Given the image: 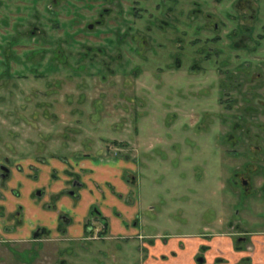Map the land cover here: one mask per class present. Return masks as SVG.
<instances>
[{"label": "rangeland", "instance_id": "1", "mask_svg": "<svg viewBox=\"0 0 264 264\" xmlns=\"http://www.w3.org/2000/svg\"><path fill=\"white\" fill-rule=\"evenodd\" d=\"M56 33L60 36V32ZM2 36L0 44L6 46L9 42ZM19 36L15 42L28 43ZM20 51L23 50L16 53L20 55ZM163 59L159 58V65L166 70ZM153 62L151 59L148 64ZM185 63L183 70H174L158 80H139L135 91L145 106L139 108L140 103L134 101L133 108L125 112L120 108L130 105L125 94L129 95L131 90L124 88V76L131 66H112L115 76L112 78L108 73L105 77L108 81L112 78L115 86L100 84L99 79L89 82L91 86L83 92L87 96L85 100L79 96L83 91L79 88L80 79L70 80L73 76L70 68L61 70L58 75L63 82L50 92L43 79L33 82L29 76H17L13 69L4 74L7 70L0 62V175L3 166L7 163L10 166V176L0 182V205L4 212L12 198L15 209L29 210L32 191L38 194L42 187L55 185L62 179L61 172H53L55 160L71 164L79 159L96 161L114 157L125 164L117 167L123 169L121 175L119 170H114L110 176L115 181L110 183L116 188V204L104 202L110 199L106 194L101 205L116 207L117 214H123L119 208L125 197L122 183L136 178L131 197L141 205L140 232L167 237L205 234L209 232L207 229H212V233L226 234L225 224L234 219L236 211L243 222L237 233L246 228L262 233L263 237L264 224L253 228L246 225V219L258 220L257 215L264 214V194L258 191L264 186V161L256 163L259 168L252 172L251 194L235 187L232 180L237 173L245 172L246 162L253 165L252 150L257 152L264 145L253 141L235 147L228 143L224 133H231V127L225 129L220 124L224 118L215 98H212L211 114L206 115L204 107L208 100L200 101L190 95ZM40 73H47V69ZM65 76H68L66 80ZM176 88L180 95L176 96ZM101 92L108 94L105 100H98ZM71 191L79 193L80 189ZM90 197L99 198L94 191L89 195L84 192L78 202L84 206ZM95 227L103 231L101 226ZM100 236L96 233L94 239L91 236L81 244L63 240L45 241L42 246L30 242L0 243V264H144L141 241L115 239L113 234H103L105 239ZM244 250L249 251V247Z\"/></svg>", "mask_w": 264, "mask_h": 264}, {"label": "flooded vegetation", "instance_id": "2", "mask_svg": "<svg viewBox=\"0 0 264 264\" xmlns=\"http://www.w3.org/2000/svg\"><path fill=\"white\" fill-rule=\"evenodd\" d=\"M1 19L0 36L5 35L2 38L9 42L6 46L3 42L0 44V62L7 70L4 74L13 69L17 76H29L33 82L43 79L51 92L55 85L63 82L58 75L61 70L70 68L73 72L70 80L80 79L82 84L79 88L83 91L79 96L86 100L83 92L91 86L89 82L99 79L100 84L115 86L112 66H131L124 76V88L131 90L129 95L125 94L130 98V105L120 108L125 111L131 110L137 101L139 108L145 106L135 91L137 83L141 82L139 80H158L174 70H183L186 61L190 95L198 100H208L204 107L206 115L211 114L212 98H215L224 118L220 124L225 129L231 127V133H224L228 143L235 147L253 141L264 145V0H0ZM18 35L28 43L19 45L15 42ZM16 50L23 51L18 55ZM150 58L154 59L152 65L148 64ZM159 58H164L166 70L160 68ZM43 68L47 73L38 74ZM108 73L112 76L109 81L105 77ZM67 78L65 76L64 80ZM157 87L161 88L160 85ZM177 94L180 95L179 88H176ZM99 97L98 100H105L108 94L101 92ZM95 100L91 103L92 108ZM228 120L232 123L229 124ZM252 151L250 158L255 164L246 162L245 172L237 173L232 180L235 187L248 194L254 189L252 172L259 168L256 163L264 161V149L259 147L257 152ZM6 165L2 167L0 182L10 176V166ZM127 183L134 185L136 178H129ZM79 185L74 181L72 188ZM260 190L264 194V186L259 187ZM42 193H35L33 199ZM67 193L80 197L79 193L71 190ZM59 199L55 198L53 204ZM1 207L2 220L13 225L5 226L4 233L23 227L22 207L12 216H6ZM53 207L50 205L49 209ZM95 208L85 225V239L68 242L81 244L91 236L94 239L96 233H100L102 239L106 238L103 234L107 236L108 223ZM257 217L260 219H246V225L253 228L256 224L263 225L264 214ZM241 220L235 211L234 219L225 224L226 234H222L232 240L236 252L251 248L255 238L262 235L246 228V231L237 233L241 229L239 224H243ZM59 221L55 229L58 238L46 228H37L29 242L42 246L45 241H67L63 235L70 222L64 216ZM95 225L101 226L103 231ZM233 228L236 232H232ZM211 231L207 229L208 233H205L209 242L217 235ZM172 236L163 237V244L166 245ZM2 237L0 234V243H10ZM211 250V246H201L197 262L205 264L204 254ZM226 262L231 264L223 257L215 260L216 264ZM237 264H253V261L244 258Z\"/></svg>", "mask_w": 264, "mask_h": 264}, {"label": "crops", "instance_id": "3", "mask_svg": "<svg viewBox=\"0 0 264 264\" xmlns=\"http://www.w3.org/2000/svg\"><path fill=\"white\" fill-rule=\"evenodd\" d=\"M125 166L124 161L119 158H108L92 161L91 159H83L81 161H72L60 163L57 160L54 162L53 172L62 173V179L55 185L42 187L43 192L37 199H33L35 191L31 192L32 196L29 202L31 203L30 209H24L25 217H23V227L13 228L10 232L4 233V227L8 224V220H0V234L7 242H29L31 234L37 228H46L53 232V237L58 238L59 234L55 230L59 225L61 216L67 217L70 225L67 226V231L63 235V239L67 241H81L85 239V225L89 220V213L94 207H97L103 218L108 223L107 235H112L113 238L118 239H136L141 241V251L143 253L144 264H204L197 262V256L200 252L201 246H211L212 250L205 253V264H216L217 257L228 259L231 264H237L244 258H251L253 264H264V238L257 237L249 251L236 252L233 248V242L228 237L222 234H217L213 237L212 241L206 240L205 234L197 235H184L175 234L168 241L163 244V237L156 233H142L138 230L141 223V205L132 199L133 185L127 183L123 184L122 191L125 197H122V204L119 205L123 214H117V208H106L101 205L103 197L107 194L108 205L116 204L117 194L114 187L110 182H115L110 179V176L119 170L124 172L123 169L117 168ZM90 174L92 177H89ZM105 176L107 178H103ZM83 178V179H82ZM76 181L80 185L75 188H83L79 191L81 197L82 193L86 192L89 195L94 191L99 198H91L86 201L84 206L78 202L80 197H76L67 193L72 189L73 182ZM87 185L90 190H88ZM16 198V197H15ZM55 198H60L56 204H53ZM14 199V198H12ZM10 199V202H12ZM7 215L12 216L18 208L9 204ZM53 205L52 209L49 206ZM101 207V208H100ZM102 210V211H101ZM116 213V216L115 214ZM111 218V219H110ZM120 218V219H119ZM123 218V219H121ZM123 222H121V221ZM13 226V225H10ZM129 231V232H127ZM144 231V230H142ZM129 233L121 235L119 233ZM145 232V231H144ZM153 241V243H149ZM256 250L257 253L255 252ZM174 254V255H173ZM227 264V262H226Z\"/></svg>", "mask_w": 264, "mask_h": 264}]
</instances>
